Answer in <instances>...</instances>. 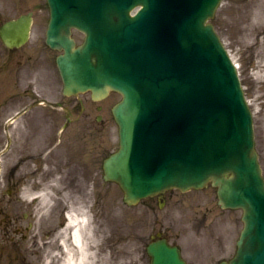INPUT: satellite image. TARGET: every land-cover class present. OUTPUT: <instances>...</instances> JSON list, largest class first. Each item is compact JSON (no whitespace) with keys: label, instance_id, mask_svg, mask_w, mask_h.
Masks as SVG:
<instances>
[{"label":"water","instance_id":"obj_1","mask_svg":"<svg viewBox=\"0 0 264 264\" xmlns=\"http://www.w3.org/2000/svg\"><path fill=\"white\" fill-rule=\"evenodd\" d=\"M48 43L67 91L123 94L113 109L120 149L104 164L125 202L212 183L219 204L242 209L237 252L222 264H264V177L253 116L214 26L221 0H48ZM141 6L137 15L131 11ZM31 15L0 29L8 45L29 38ZM86 34L75 47L71 28ZM152 264H186L165 239Z\"/></svg>","mask_w":264,"mask_h":264},{"label":"rangeland","instance_id":"obj_2","mask_svg":"<svg viewBox=\"0 0 264 264\" xmlns=\"http://www.w3.org/2000/svg\"><path fill=\"white\" fill-rule=\"evenodd\" d=\"M258 1L223 0L209 22L215 26L231 58L239 66L254 113L257 149L264 169V77L261 75L264 60L256 56L258 51L251 52L247 46L250 41H255L262 48L264 25L254 38L242 35V27L234 19L247 4H251L253 11L254 3ZM29 11L35 15L34 37L48 23L47 0H0L2 21ZM74 36L78 42L82 40L78 33ZM120 99V94L112 92L102 102L95 103L93 123L74 126L77 151L71 150L68 155L64 152L65 132L59 150L52 156L46 155L50 160L43 166L47 168L37 170L38 165L32 160L29 171L10 173L8 167L12 166L15 154L8 149L0 155V264H36V257L32 255L37 250L34 240H40V237L43 240L44 231L65 221V211L71 212L83 204L89 210L93 226H99L98 240L92 239L96 249L95 264H102L100 255L103 251L106 259L110 257V264H150L146 247L151 236L158 232L181 245L188 264H219L234 256L243 228L242 210L221 209L216 187L209 185L186 193L170 190L165 193L164 204L157 197H150L136 206H128L120 186L104 180L103 160L119 145L118 127L111 108ZM99 105L103 108L98 109ZM98 115L102 116L100 121ZM7 142L4 129L0 127V149ZM91 150L92 168L82 170L68 166L76 153L82 158L92 155ZM58 156L59 161L55 162ZM47 187L51 194L48 208L38 197Z\"/></svg>","mask_w":264,"mask_h":264},{"label":"flooded vegetation","instance_id":"obj_3","mask_svg":"<svg viewBox=\"0 0 264 264\" xmlns=\"http://www.w3.org/2000/svg\"><path fill=\"white\" fill-rule=\"evenodd\" d=\"M237 17L234 19L239 25ZM45 34V27L41 28L25 45L14 48L6 46L0 38V127L8 140L0 153L8 147L15 154L12 166L8 167L10 173L27 170L32 160L37 163V170L47 168L43 166L50 160L47 156L59 150L65 132L64 152L67 155L71 150L76 152L78 138L73 133L74 126H87L95 118V103L98 102L91 92L65 94L57 63L62 52L47 44ZM97 119L102 116L98 115ZM93 163V153L82 158L76 153L68 166L85 170L92 168ZM157 198L166 203L165 195ZM62 226L61 221L43 232V240L41 237L34 240L37 250L32 255L36 257V264H57ZM107 259L105 264H110V257Z\"/></svg>","mask_w":264,"mask_h":264},{"label":"bare ground","instance_id":"obj_4","mask_svg":"<svg viewBox=\"0 0 264 264\" xmlns=\"http://www.w3.org/2000/svg\"><path fill=\"white\" fill-rule=\"evenodd\" d=\"M256 4V5H255ZM250 6L247 9V6ZM255 7L252 11L251 4H247L245 10L239 12L237 20L242 35L248 34L254 38L257 36L258 30L264 25V0H259L254 3ZM251 8V11L249 10ZM259 42L250 41L248 43V50L251 52L258 51L256 55L260 60H264V42H260L262 48L259 47ZM257 47V48H256ZM256 48V49H255ZM261 61V62H262ZM261 71V70H260ZM264 77V73H262ZM30 167L27 169L29 171ZM50 187H47L45 192H41L38 197L44 207L48 208L51 204ZM30 195V194H29ZM68 220L59 233L60 237V252L57 255V264H93L94 246L93 240H98L97 233L99 229L93 226V222L86 205L76 207L68 214ZM101 233L103 230L101 229ZM104 234V233H103ZM95 245V244H94ZM104 261V258H103ZM105 263V261H104ZM103 264V263H102Z\"/></svg>","mask_w":264,"mask_h":264}]
</instances>
